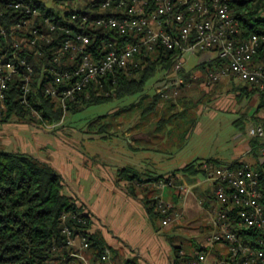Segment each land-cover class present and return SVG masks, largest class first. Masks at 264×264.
<instances>
[{"label": "built area", "instance_id": "built-area-1", "mask_svg": "<svg viewBox=\"0 0 264 264\" xmlns=\"http://www.w3.org/2000/svg\"><path fill=\"white\" fill-rule=\"evenodd\" d=\"M233 1L103 0L97 8H73L66 15L62 10L61 18L52 20L28 0H0V118L7 112L11 85L16 84L18 102L29 110L33 124L57 127L79 93L91 84L101 89L104 80L114 82L115 74H130L126 71L131 67H144L148 54L159 49L178 54L172 71L154 83L162 100L175 101L183 90L209 89L224 79L257 93L255 112L261 105L257 112L261 120L250 121L245 128L248 139L257 143L255 148L249 143L245 151L251 159L200 163L202 181L211 187L214 203L204 206L208 231L202 249L182 264H264V103L259 97L264 95V30L240 38L238 20L231 13ZM9 12L15 15L9 17ZM1 18L9 21L7 26ZM109 32L114 38H100ZM52 44L57 49L49 65L42 66V94L62 111L55 123L31 102L30 59L44 56ZM189 55L199 56L198 63L213 58L226 63L205 72L190 71L185 66ZM155 198L164 227L180 219L178 210ZM69 220L86 223L76 212L62 215L65 241L58 264H116L107 246L93 260L89 238Z\"/></svg>", "mask_w": 264, "mask_h": 264}, {"label": "trees", "instance_id": "trees-1", "mask_svg": "<svg viewBox=\"0 0 264 264\" xmlns=\"http://www.w3.org/2000/svg\"><path fill=\"white\" fill-rule=\"evenodd\" d=\"M28 1L40 8L43 14L50 16L52 20H57L61 18L62 10L66 15L68 10L73 8L83 10L89 7L97 8L103 0H55L64 6L62 10L48 7L45 0ZM75 1H77L76 4ZM231 13L238 20L240 38H245L252 32L264 30V0H234ZM8 15L13 17L15 14L9 12ZM1 20L6 26L8 25L9 21L6 18H1ZM103 37L114 38L111 32L101 34L100 38ZM56 46L52 44L48 46V49H45L44 56H32L30 59L34 67L31 82V102L40 114L51 123L61 120L62 111L42 94V88L45 84L42 81V66L44 63L49 65L51 53L57 49ZM177 55L175 51L164 49L149 53L144 62V67L139 65L127 69L126 72L130 74L124 71L115 74L114 82L110 78L104 80L101 89L91 84L89 88L79 93L74 101L68 103L69 111L75 112L82 107L103 103L112 98H124L142 93L151 78L159 73L162 76L165 72L172 71ZM220 63H226V61L213 58L211 61L198 63L189 70L200 69L205 72L214 66L220 65ZM234 90L237 96H257L255 91L248 90L247 85H239L237 88L234 87ZM186 91L183 90L177 98L182 101L183 106L190 102ZM9 92L8 109L5 116L0 118V122H9L10 118L14 116L19 121L31 123L32 117L29 115V110L18 102L19 89L16 84L11 85ZM259 97L262 100L261 102L264 103V99H262L264 95L261 94ZM160 100H162L160 95L154 93L144 110L147 112L156 110ZM170 106L175 107V104L171 103ZM259 107L247 121L260 122L261 119L257 115ZM174 115L172 114L168 118L171 119ZM168 118L160 117L159 120L165 121ZM236 124H239L238 121ZM250 144L255 148L257 143L250 140ZM203 160L222 164V162L213 158H195V160L182 166L179 172L190 177L202 176L203 171L200 169V163ZM116 176L118 179H127L130 182L141 181L142 179L141 174L132 167L117 169ZM170 178V176L163 175L149 176L147 181L157 184L162 179L167 184ZM64 181L62 175L53 165L38 160L29 153L0 150V264H58L64 252L60 247L65 241L61 232V217L70 211L76 212L86 219L85 224L73 220L69 221L77 229L86 233L89 238L93 260H96L102 254L104 247H109L101 233L89 230L92 225L91 215L84 212V204H77L76 197L64 192ZM210 197H212V193ZM156 204L157 199L154 197L145 202L149 215L163 218ZM172 248L177 262V258L180 257L178 254L179 249L175 245H172ZM115 254V251L112 250L113 257ZM183 256L184 260L192 257ZM124 264L138 263L134 257L126 260Z\"/></svg>", "mask_w": 264, "mask_h": 264}, {"label": "rangeland", "instance_id": "rangeland-1", "mask_svg": "<svg viewBox=\"0 0 264 264\" xmlns=\"http://www.w3.org/2000/svg\"><path fill=\"white\" fill-rule=\"evenodd\" d=\"M45 2L48 7L54 9L64 8L55 0ZM199 60V56L189 55L185 66L190 69L198 64ZM159 76L160 73L151 78L140 94L112 98L103 103L82 107L75 112L69 111L63 117L62 124L57 127L46 128L33 122L19 121L12 116L9 122H0V150L26 152L38 160H49V164L53 165L65 180L67 186L64 192L69 195L75 194L74 192H78L84 185L88 187L92 177H89L90 182L81 179L79 166H76V163H67L63 152L86 154L83 162L87 165L82 164L92 172L94 152H116L122 155L128 152L127 144L131 137L125 135V130L129 126H132V134H138L140 131L149 133V141L137 146L148 148L146 151L149 162H156L159 170L187 164L195 158L235 159L241 152H245L248 140L245 128L258 100L257 96H237L234 93L233 81L224 79L209 89L194 87L187 90L190 102L185 106L179 99L160 100L156 110L147 112L144 108L155 93L154 83ZM234 82L236 83V80ZM171 103H174L175 107L170 106ZM162 104H167L169 108H162ZM172 114H175L174 117L169 119ZM160 117L169 118L163 121L159 120ZM237 121L239 124H236ZM100 135L108 138H95ZM95 225V231L102 234L99 226ZM179 232L174 240L172 237L160 240L157 238L155 253L159 256H151V264L153 261L157 264H173L175 258L172 245L186 248L188 243L186 240L189 234ZM163 233L168 234L169 231ZM172 235L173 233L170 234Z\"/></svg>", "mask_w": 264, "mask_h": 264}, {"label": "crops", "instance_id": "crops-1", "mask_svg": "<svg viewBox=\"0 0 264 264\" xmlns=\"http://www.w3.org/2000/svg\"><path fill=\"white\" fill-rule=\"evenodd\" d=\"M230 81L232 82V80ZM238 86L234 83L233 88ZM254 105L253 111L255 112L256 104ZM161 107L169 108L167 104H162ZM131 127L129 126L125 130V135L131 137L127 144L128 152L123 155L116 152H108V154L94 152L91 163V167H94V169L91 168L92 172L82 164L86 154L78 152L76 155L63 152L67 163H76V166H79L81 179L90 182L89 177H92L88 187L80 186L78 192H74L75 194L72 196L76 197L77 204H84L85 211L91 215L92 225L89 230L95 231L97 229L95 224L102 230L107 245L116 253L114 256L116 264H124L126 260L134 257L138 264H151L150 257L159 256L155 253L158 246L157 238L159 237L160 240V238L171 239L170 237H172L174 240L180 234L179 231L189 234L186 248L181 245L176 246L179 249L180 257L177 258V262L174 259L173 264H182L183 255H194L202 249L205 243L208 228L205 222L207 214H205L204 206L205 203H214L213 198L210 197L211 187L203 182L199 175L190 177L179 172V169L185 164L167 170L161 168L159 170L156 162L150 164L148 151H146L148 148L137 146L139 143L143 144L149 141V133L140 131L138 134H132ZM95 138L100 140L108 137L100 135ZM249 143L248 139L246 149L250 145ZM111 148L110 145V150ZM241 153L235 159L242 156L244 159H251L249 155H244L245 152ZM213 159L219 160L222 164L235 160ZM46 161L50 163L49 160ZM84 165L87 163L85 162ZM122 167L134 168L141 174V181L130 182L127 179H118L116 171ZM161 175L171 177L168 185L163 188L157 186L159 182L163 181L162 179L157 184L147 181L149 176ZM65 186H67L66 183ZM155 196H159L163 202L170 204L174 210H178L181 213L180 219L164 227L161 223L162 218L149 215L145 202ZM166 230L173 235L163 233ZM177 230H179L178 233ZM114 241L118 243H114ZM152 263L157 264L155 261Z\"/></svg>", "mask_w": 264, "mask_h": 264}]
</instances>
